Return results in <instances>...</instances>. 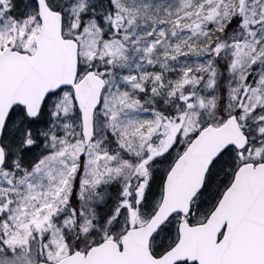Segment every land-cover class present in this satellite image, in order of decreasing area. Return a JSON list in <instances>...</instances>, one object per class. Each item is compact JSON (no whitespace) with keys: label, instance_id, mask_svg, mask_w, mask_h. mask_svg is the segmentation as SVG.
<instances>
[{"label":"snow or ice","instance_id":"1","mask_svg":"<svg viewBox=\"0 0 264 264\" xmlns=\"http://www.w3.org/2000/svg\"><path fill=\"white\" fill-rule=\"evenodd\" d=\"M0 264H264V0H0Z\"/></svg>","mask_w":264,"mask_h":264}]
</instances>
